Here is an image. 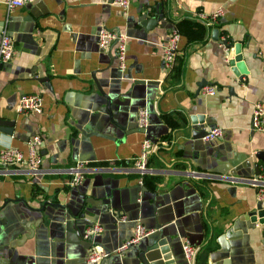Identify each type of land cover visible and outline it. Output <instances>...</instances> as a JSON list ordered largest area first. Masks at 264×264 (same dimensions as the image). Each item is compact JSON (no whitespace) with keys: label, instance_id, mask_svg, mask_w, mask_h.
<instances>
[{"label":"crops","instance_id":"0c3cea01","mask_svg":"<svg viewBox=\"0 0 264 264\" xmlns=\"http://www.w3.org/2000/svg\"><path fill=\"white\" fill-rule=\"evenodd\" d=\"M219 7L216 27L195 16ZM101 27L127 36L124 73L115 44L98 47ZM173 28L178 51L166 71L162 45ZM4 30L15 51L0 68V149L27 156L29 137L40 134L45 174H0V264H83L88 243L114 250L136 221L154 229L150 236L161 226L182 264L180 237L214 247L205 264H264V223L251 214L264 203L250 183L226 178H250L255 164L264 166L256 156L264 155V132L251 127L253 104L264 106V0H131L127 14L115 0H33L11 11L0 2ZM221 34L238 46L244 74L228 63ZM202 81L216 87L213 95L198 90ZM25 93L41 95V113L16 112ZM143 106L145 131L137 123ZM199 115L203 124L193 125ZM210 126L222 136L193 137ZM145 137L155 148L140 184L134 161ZM79 163L84 180L65 185ZM47 199L64 208L44 206ZM88 220L102 228L93 239L82 238ZM140 244L98 264H135L130 254Z\"/></svg>","mask_w":264,"mask_h":264},{"label":"built area","instance_id":"2783aa9c","mask_svg":"<svg viewBox=\"0 0 264 264\" xmlns=\"http://www.w3.org/2000/svg\"><path fill=\"white\" fill-rule=\"evenodd\" d=\"M33 0H0L6 6L8 11L13 10L16 7L23 6ZM131 0H115V4L121 9L122 13L127 14L130 8ZM223 8L219 7L211 12L204 10L197 11L195 16L208 27H216V23L221 17ZM179 32L176 28H173L167 37L166 42L162 45V62L163 68L169 71L173 68L176 54L178 51ZM220 45L226 51V59L230 60L229 50L227 46L229 43L228 36L221 34L218 39ZM97 44L102 50L110 49L115 44V59L116 66L120 73H124L126 68V45L127 36L111 31L105 27H101L97 32ZM14 41L9 33L4 30L0 34V68L6 65L14 55ZM216 91V87L213 85H206L201 88V93L204 95H213ZM16 112L18 114L28 113H41L42 112V97L39 93H25L20 95ZM149 121V111L146 106L141 107L137 113L138 126L144 131L147 129ZM251 127L253 130L264 132V106L261 102L256 101L252 107L251 115ZM222 136V130L218 127L209 129L208 133L202 137L203 141H211ZM42 143V137L40 134H33L27 141V156L17 148L4 147L0 149V174L7 175L9 173H23L27 171L34 177L38 175H44L42 168V156L40 154V146ZM155 148L154 143L145 137L141 143V150L139 155L134 161L135 171L139 174V183L143 184V177L149 172L148 159ZM86 170L81 163L77 164L69 171L71 175L70 179L64 182L69 187L77 186L84 180ZM247 183H250L256 187L257 199L260 203H264V166L261 167L260 172L251 177L244 179ZM118 220L125 221L126 215L121 214ZM102 230L99 224H93L86 228L84 237L87 239H93ZM152 229H147L140 221L135 222L134 231L132 236L125 240L122 245L116 250L117 253L125 251L130 245L137 244L142 238L152 233ZM264 238V233H263ZM181 248L184 258L187 264H195L196 256L199 251V246L194 245L188 238L184 237L181 240ZM107 252H103L95 246H91L85 254L83 264H98L100 260L107 256Z\"/></svg>","mask_w":264,"mask_h":264},{"label":"water","instance_id":"95a60500","mask_svg":"<svg viewBox=\"0 0 264 264\" xmlns=\"http://www.w3.org/2000/svg\"><path fill=\"white\" fill-rule=\"evenodd\" d=\"M152 23H155L154 21ZM147 24V23H146ZM150 24V23H148ZM214 38H217L218 35V30H214ZM227 46L231 49V45L230 43L227 44ZM235 52L239 53L238 50V46H236V48L234 50H230V58H233V61L229 60L230 65H232V69L235 73L237 74H244L245 73V67H244V63L242 61V59H240L238 56H235ZM236 68H238V71L236 70ZM48 78L47 77H43L40 81H47ZM205 84L204 81H202L200 84H198V90L201 89V87ZM100 90V89H99ZM106 98L108 99V97L106 96ZM107 110H110V101L108 99L107 102ZM193 125L196 124H203V117L202 116H197L196 120L195 118H192L191 120ZM7 125V124H5ZM214 126H210L209 129H213ZM208 128H202V129H194L193 131V137L194 138H201L203 136H205L208 131ZM142 131H144L143 129H141ZM5 131L7 133L10 134L11 129H5ZM92 134H99V133H92ZM256 156L258 157V159H262L264 158V155H262L261 153H257ZM254 169H255V174H258L260 172L259 166L258 164L254 165ZM228 180H233V181H241V182H246L244 179L242 178H236L234 176H228L226 177ZM251 178V177H250ZM143 191H145V189H143ZM43 205H49L52 207H59V208H64V205H62L59 202H55L53 201V199H47L43 202ZM252 221H258L260 223H264V206H261L259 209L253 211L252 213ZM121 215V214H120ZM119 217V216H118ZM95 222L94 221H90L88 220L85 224V229L91 225H93ZM142 223V222H141ZM143 224V223H142ZM135 226V223H134ZM146 227V226H145ZM147 229H149L148 227H146ZM160 228L159 234L150 236V234H154V229H152V233H150L149 235L145 236L144 238H142L138 243L140 244V242L142 240H146V242L141 243L135 250L134 252H131V256L136 257V260H134L133 262L135 264H182V260L179 258V255L176 253V250L174 248V242L170 241L168 239L167 236L163 235V231L161 226L158 227ZM85 232V231H84ZM161 233V234H160ZM132 236V235H131ZM130 236V237H131ZM129 237V238H130ZM149 237V238H148ZM82 238H84V233H82ZM128 238V239H129ZM183 237H180V245H181V240ZM127 240V239H126ZM122 245V243L114 250L111 251H105L108 253L107 256H110L111 254H117L119 257L121 255H124V253H126L128 251V249H131L132 247H135L133 245H130L125 251L121 252V253H117V249ZM91 247V243H88L87 249H89ZM87 253V251H86ZM183 253V252H182ZM187 264V263H186Z\"/></svg>","mask_w":264,"mask_h":264},{"label":"trees","instance_id":"16d2710c","mask_svg":"<svg viewBox=\"0 0 264 264\" xmlns=\"http://www.w3.org/2000/svg\"><path fill=\"white\" fill-rule=\"evenodd\" d=\"M149 180V176H144L143 177V182L147 183V181ZM214 247L207 245L204 247H201L199 250H201L200 252L198 251L197 256H196V264H205L206 263V256L208 254V252L210 250H212Z\"/></svg>","mask_w":264,"mask_h":264}]
</instances>
